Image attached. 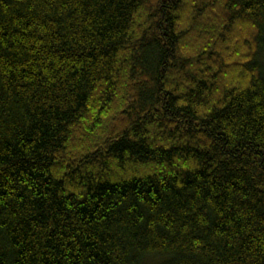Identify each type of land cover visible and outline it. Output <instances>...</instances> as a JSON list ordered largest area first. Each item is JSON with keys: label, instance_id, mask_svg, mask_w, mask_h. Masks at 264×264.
Listing matches in <instances>:
<instances>
[{"label": "trees", "instance_id": "obj_1", "mask_svg": "<svg viewBox=\"0 0 264 264\" xmlns=\"http://www.w3.org/2000/svg\"><path fill=\"white\" fill-rule=\"evenodd\" d=\"M0 264H264V0H0Z\"/></svg>", "mask_w": 264, "mask_h": 264}, {"label": "rangeland", "instance_id": "obj_2", "mask_svg": "<svg viewBox=\"0 0 264 264\" xmlns=\"http://www.w3.org/2000/svg\"><path fill=\"white\" fill-rule=\"evenodd\" d=\"M91 118H92V116H90L89 118H87V120H86V121H87V122H88V121H90V120H91ZM85 124H86V123H85ZM74 134H75V133H74ZM76 135H77V137H79V136H80V134H76ZM75 138H76V136H75V137L73 136V140H74ZM72 143H73V141H72V139H71V140H70V144H72Z\"/></svg>", "mask_w": 264, "mask_h": 264}]
</instances>
